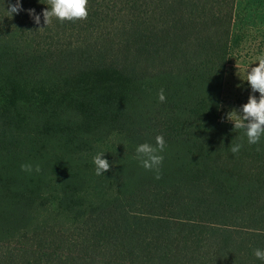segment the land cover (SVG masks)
I'll return each mask as SVG.
<instances>
[{
	"label": "trees",
	"instance_id": "trees-1",
	"mask_svg": "<svg viewBox=\"0 0 264 264\" xmlns=\"http://www.w3.org/2000/svg\"><path fill=\"white\" fill-rule=\"evenodd\" d=\"M236 1L89 0L87 20L38 31L27 10L47 0L12 17L0 0V160L51 157L65 190L82 164L115 186L67 226L0 239V264H264V137L249 145L219 115ZM124 124L134 144L164 137L160 180L124 153L131 141L95 138Z\"/></svg>",
	"mask_w": 264,
	"mask_h": 264
},
{
	"label": "rangeland",
	"instance_id": "rangeland-1",
	"mask_svg": "<svg viewBox=\"0 0 264 264\" xmlns=\"http://www.w3.org/2000/svg\"><path fill=\"white\" fill-rule=\"evenodd\" d=\"M261 54H264V0H237L219 110L223 121H228L229 112L247 103L251 89L244 82L245 74L250 67L258 66L256 57ZM255 95L259 98V93ZM129 103L131 109L135 108L134 101ZM95 138L118 149H123L122 145L131 141L133 146L126 147L124 153L131 161L141 165L135 159L140 143L134 144L127 125L96 131ZM43 151L50 154L51 149L44 148ZM159 154L164 156L165 152ZM23 164H31L33 168L39 165L41 171L23 172ZM9 168H13L15 178L11 177ZM80 169L73 181L74 187L65 190L68 185L54 181L55 169L51 157L27 156L14 166H10L8 160H0L1 182L4 183L0 186V239L42 224L67 226L68 220L83 211L81 205L101 201L110 195L115 186L109 179L89 175L84 164Z\"/></svg>",
	"mask_w": 264,
	"mask_h": 264
},
{
	"label": "clouds",
	"instance_id": "clouds-1",
	"mask_svg": "<svg viewBox=\"0 0 264 264\" xmlns=\"http://www.w3.org/2000/svg\"><path fill=\"white\" fill-rule=\"evenodd\" d=\"M88 3L89 0H47L46 8L41 14H36L35 9H28L27 14L33 20L35 25H41V15L43 17V25L38 28V31L45 30L57 20L60 23L77 21H85L88 18ZM6 14L10 17L19 14L24 9L21 6L20 0H15V3L9 2ZM258 66L250 67L245 74V81L251 89V94L248 97L246 104L240 109H233L228 113L227 119L233 124L234 130H243L244 136L249 145H257L264 137V54L256 57ZM259 93V98L255 95ZM160 102H165L166 97L164 90L161 89L158 93ZM243 147L242 143L232 144L229 146L231 153L239 154ZM166 148V142L162 135L155 138V146L149 143H143L137 146L136 156L142 167L147 171L155 173V179L160 180L161 165L164 157L162 153ZM259 151V149H257ZM105 153H98L93 157L95 165V175L101 176L111 169L108 160L102 157ZM21 171L31 174L33 171L39 173L41 171L39 165L35 168L31 164L21 165ZM254 256L264 262V249H256Z\"/></svg>",
	"mask_w": 264,
	"mask_h": 264
}]
</instances>
